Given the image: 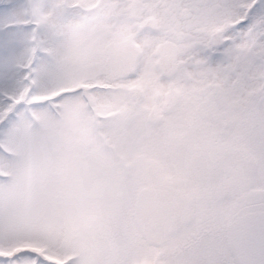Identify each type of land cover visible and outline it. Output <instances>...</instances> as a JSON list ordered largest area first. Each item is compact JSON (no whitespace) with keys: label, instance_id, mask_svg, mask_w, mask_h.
<instances>
[{"label":"snow or ice","instance_id":"1","mask_svg":"<svg viewBox=\"0 0 264 264\" xmlns=\"http://www.w3.org/2000/svg\"><path fill=\"white\" fill-rule=\"evenodd\" d=\"M0 264H264V0H0Z\"/></svg>","mask_w":264,"mask_h":264}]
</instances>
